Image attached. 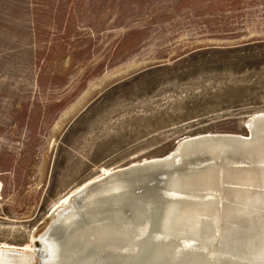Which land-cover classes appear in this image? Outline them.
I'll use <instances>...</instances> for the list:
<instances>
[{
	"label": "rangeland",
	"instance_id": "rangeland-1",
	"mask_svg": "<svg viewBox=\"0 0 264 264\" xmlns=\"http://www.w3.org/2000/svg\"><path fill=\"white\" fill-rule=\"evenodd\" d=\"M258 113L264 0H0V245L39 264L73 190Z\"/></svg>",
	"mask_w": 264,
	"mask_h": 264
},
{
	"label": "bare ground",
	"instance_id": "bare-ground-1",
	"mask_svg": "<svg viewBox=\"0 0 264 264\" xmlns=\"http://www.w3.org/2000/svg\"><path fill=\"white\" fill-rule=\"evenodd\" d=\"M247 127V136L187 137L163 157L76 188L54 207L38 260L264 264V113ZM35 254L3 244L0 264H32Z\"/></svg>",
	"mask_w": 264,
	"mask_h": 264
},
{
	"label": "water",
	"instance_id": "water-1",
	"mask_svg": "<svg viewBox=\"0 0 264 264\" xmlns=\"http://www.w3.org/2000/svg\"><path fill=\"white\" fill-rule=\"evenodd\" d=\"M39 242H40V240H39ZM40 246H45V244L41 242V243H40ZM45 250H46V248H45ZM45 250H44V251L40 250L39 252H45ZM44 254H47V253H44ZM39 264H44V263H42V262L40 263V262H39Z\"/></svg>",
	"mask_w": 264,
	"mask_h": 264
},
{
	"label": "crops",
	"instance_id": "crops-1",
	"mask_svg": "<svg viewBox=\"0 0 264 264\" xmlns=\"http://www.w3.org/2000/svg\"><path fill=\"white\" fill-rule=\"evenodd\" d=\"M36 9V8H35ZM33 26H35L34 28L37 27V21H36V13H35V20L33 21Z\"/></svg>",
	"mask_w": 264,
	"mask_h": 264
}]
</instances>
